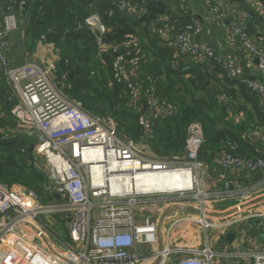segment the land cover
<instances>
[{
  "label": "built area",
  "instance_id": "2783aa9c",
  "mask_svg": "<svg viewBox=\"0 0 264 264\" xmlns=\"http://www.w3.org/2000/svg\"><path fill=\"white\" fill-rule=\"evenodd\" d=\"M19 4L24 1L0 0V68L17 94L12 116L22 128L33 130L36 165L47 173L48 190L59 201L45 204L34 189L0 182V246L25 237L27 230L39 226L48 232L54 230L55 240L46 241L42 248L24 239L33 244L30 258L46 257L49 264H215L219 258L229 264H264V248L232 251L228 245L216 249L213 239L214 231L216 241L233 232L231 245L242 247L247 239L239 225L250 219L264 232V157L238 153L236 142L223 143L215 156L220 166L233 175L248 170L261 177L255 186L239 191L233 189L228 177L220 190L205 189L200 155L205 135L200 122L189 125L183 158L161 156L151 150L154 133L149 113L142 111L141 100L156 114L172 113L154 87L143 90L128 86L127 104L141 113L139 123L144 131L141 139L135 140L123 136L113 119L86 109L81 100L68 94L59 81L56 65L47 67L31 60L23 66H12L7 53L9 34L17 28L13 9ZM117 4L132 13L143 11V7L129 0H119ZM206 10L208 25L214 27L228 21L226 46L222 44L221 51L211 43L196 41L203 33L199 22L175 28L167 15L160 18L156 27L162 44L173 48L177 59L222 66L230 79L246 82L264 105V47L250 29L254 11L231 0H207ZM85 24L97 44L105 47L103 35L109 29L100 15H89ZM131 64L137 65L138 58ZM112 67L113 81L129 80L126 56H117ZM251 68L259 71L262 78H250ZM0 116H4L1 109ZM230 117L238 122L243 115L230 113ZM257 138L264 139L255 131L254 139ZM183 169L191 174V183L180 190L141 195L114 193L108 187L113 176L135 178L138 174ZM214 199H227V205L216 209ZM146 204L156 206L157 215ZM146 208L149 213H144ZM167 209L171 210L170 215L166 214ZM53 213L66 219L68 239L54 229V222L41 221L42 215Z\"/></svg>",
  "mask_w": 264,
  "mask_h": 264
},
{
  "label": "trees",
  "instance_id": "16d2710c",
  "mask_svg": "<svg viewBox=\"0 0 264 264\" xmlns=\"http://www.w3.org/2000/svg\"><path fill=\"white\" fill-rule=\"evenodd\" d=\"M118 1L26 2L33 33L39 38L45 35L61 54L58 63L60 83L64 84L62 78H65L66 71L69 77L83 83L73 91L74 98L96 114L107 116L110 113L123 136L140 140L144 134L139 123L141 113L127 104L129 87L113 81L114 59L124 55L127 68L132 71L135 81L142 85L141 89L153 85L161 101L171 111L176 109L168 115L156 114L141 100L142 111L149 113L151 118L154 136L150 148L154 153L172 158L183 156L189 125L197 121L202 124L205 135L201 159L208 161L214 157L227 141L238 144V153L264 157V105L260 97L246 82L228 78L218 64L177 59L173 48L162 44L160 36L155 33V26L164 15L169 16L175 28L194 21L195 16L182 6L184 1L129 0L131 4L143 7L138 13L121 10ZM231 1L241 6L240 0ZM96 12L102 15L109 29L103 35L105 47L97 44L96 37L85 24V19ZM255 20L261 22L262 18L257 15ZM252 32L264 47V25L260 31ZM135 58H138V64L132 65L131 60ZM87 66L98 72L95 80L90 79L91 70L84 76L79 72L78 68ZM13 90L0 68V109L4 115L0 116V182L7 186L25 185L46 201L49 196L44 198L43 194L49 188L47 173L37 167L34 157L30 158L36 150L35 139L12 120L15 118L11 110L17 103L16 98L11 97ZM241 111L244 112L243 118L235 122L230 113ZM255 131L260 132L263 140L254 139Z\"/></svg>",
  "mask_w": 264,
  "mask_h": 264
},
{
  "label": "crops",
  "instance_id": "0c3cea01",
  "mask_svg": "<svg viewBox=\"0 0 264 264\" xmlns=\"http://www.w3.org/2000/svg\"><path fill=\"white\" fill-rule=\"evenodd\" d=\"M24 4H19L15 6L13 12L17 15V28L9 34L10 46L8 50L9 62L14 67H19L25 65L29 61L41 62L47 67H52L57 64L60 56L55 50L54 43L48 41L47 39H42L36 36L31 29V16L29 9L27 7V0H23ZM182 6L189 10V13L192 16H195L194 21L199 22L203 26V33L199 36V41L208 42L213 44L218 51H221L223 47L226 46L225 42V31L228 21L224 22L223 25H215L214 27L208 25L207 21V10L206 3L207 0H182ZM242 8L252 9L255 12V18L258 15L262 18L261 22L255 20L251 23L252 28L255 32L260 31L261 27L264 25V0H252L250 3L243 2L240 0ZM155 26V33L156 32ZM223 44V47H222ZM225 52L227 51L224 50ZM222 76V74H221ZM250 78H262V74L256 69L251 68L249 71ZM176 109H172L174 113ZM183 156H180L183 158ZM216 156V155H215ZM214 157H210L208 161L202 159L204 164L203 168L205 170V175L203 177V186L205 189H221L223 187L224 178H229L233 189L239 191L241 188H250L255 186V182L258 180V177H261V174L250 173L248 170H241L238 174H231L230 170L220 166ZM145 179V183H143ZM151 179L153 182L152 186H149L147 180ZM187 183H190L189 178L187 179L181 175L179 171L162 173L149 176L147 178L139 177L136 181L130 182L125 180L123 183V192L135 193L137 191H147L152 189L153 192L156 191H165V190H174L182 189ZM215 201L214 206L216 209H222L227 205V199ZM147 207L152 208V211H155L153 204H146ZM144 205L143 207H146ZM138 208V207H137ZM142 211V209H141ZM144 213H149L148 208ZM154 216L157 215L156 212H153ZM166 214L170 215L171 210H166ZM166 222V220H165ZM254 220H246L241 223L239 226L244 230V236L247 239V242L242 247H237L235 244L226 243L225 237L222 234V238L219 240H224L222 243L216 241L217 232L214 231L213 239L215 242L214 247L216 249H225L228 245V248L232 251H238L242 249H249L251 247L264 248V232L261 229L255 227ZM59 231V230H58ZM68 236V235H67ZM68 238V237H67ZM204 237L201 236V243H203ZM184 242V241H183ZM31 259V260H30ZM29 260L27 264H49V260L46 257H38L35 255L30 258V256L23 257V262ZM215 264H229L224 258H219L215 261ZM241 264H252V261L242 262Z\"/></svg>",
  "mask_w": 264,
  "mask_h": 264
},
{
  "label": "rangeland",
  "instance_id": "374dc122",
  "mask_svg": "<svg viewBox=\"0 0 264 264\" xmlns=\"http://www.w3.org/2000/svg\"><path fill=\"white\" fill-rule=\"evenodd\" d=\"M99 15L102 18V15L101 14H99ZM57 54H59V53L57 52ZM59 56L61 57V54H59ZM59 60H60V58H59ZM59 60L57 61V64H56L57 70L59 68V65H58ZM78 70L82 74V76H84L86 73H89V71L91 70L90 72L92 75H90V79H92V80H95L98 76V72H95V70H93L92 66H87L84 69L78 68ZM64 73H65V78H62V81H64V84H62V86L65 90L72 91V92H68V93H70L71 96L76 97L75 93H73V91H75L79 86H83V83L80 80H74L71 76L69 77L68 71H66ZM204 94H206V93L204 92ZM16 96H17V94H16V91L14 89L11 97L16 98V100H17ZM219 100L222 101V99H219ZM231 109H232V105L229 107V110H231ZM239 113H240V115H243L244 112L241 111ZM107 116L110 117L111 114L107 113ZM12 120L14 122L16 121L13 118H12ZM22 131H24L25 134L33 136L35 138V134H34L32 129L23 128ZM121 189H124V187L122 186ZM48 196H49V198L46 201H44L45 204H56L59 201L58 198H54L51 196V192L49 190L48 191L45 190V194H43V197L46 198ZM154 208H156V206H154ZM153 212H156V209H155V211H152V213ZM228 212H230V211H228ZM213 218L217 219L216 217H213ZM48 220L50 222H54V229L55 230L59 229L61 232V235L64 238L68 237L67 236V228H66V219L60 217L56 213L48 214V215H42L41 221L43 222V224H49ZM168 220L169 219H167L166 222ZM24 238L29 239L34 244H36L37 246L42 247V248L45 247L46 241H52V239L55 240L54 230L53 231L50 230L48 232V230L45 231L43 228H41L39 226H36L35 228H30L29 230H27L25 232V237H20V238L14 239V240H9L7 245H1L0 246V264H26L25 262H23V257L31 256L34 252V248H33V244ZM262 240H264V236H262ZM223 241L224 240H221V241H219V243H222ZM172 257L174 258V256H172Z\"/></svg>",
  "mask_w": 264,
  "mask_h": 264
},
{
  "label": "bare ground",
  "instance_id": "6f19581e",
  "mask_svg": "<svg viewBox=\"0 0 264 264\" xmlns=\"http://www.w3.org/2000/svg\"><path fill=\"white\" fill-rule=\"evenodd\" d=\"M224 73H225V71H224ZM225 74L228 77V74L227 73H225ZM122 83L126 84L127 86L134 85V86H138V87L142 88V85L137 83V81H135V77L132 75V71L131 70L129 71V80H124V81H122ZM151 87H154V86L152 85L149 88H151ZM175 171H179L181 173V175H183L186 179L188 177L189 180H190V183H191V174L190 173H186V172H188V170L183 169V170H175ZM175 171L169 170L167 172H151V173H148V174H145V175L138 174V176L135 177V178H130L129 175H124L122 178L120 176H113L111 178L110 183L108 184V187L114 193L115 192L127 193V192H123V189H121V187H122V185H123L125 180H129L130 182H132V181H136L139 177L147 178V177L152 176V175L162 174V173H169V172H175ZM143 183H145V179H143ZM147 183H148L149 186L153 185V182L151 181V179H148ZM190 183H187L184 188L189 186ZM174 190H180V189H174ZM166 191H170V190H165V191H161V192H166ZM152 193H159V191L153 192L152 189H148L147 191H137L134 194L145 195V194H152Z\"/></svg>",
  "mask_w": 264,
  "mask_h": 264
},
{
  "label": "water",
  "instance_id": "95a60500",
  "mask_svg": "<svg viewBox=\"0 0 264 264\" xmlns=\"http://www.w3.org/2000/svg\"><path fill=\"white\" fill-rule=\"evenodd\" d=\"M157 26H159V23L157 24ZM172 32L174 33L175 31L173 30ZM196 41H199V36L196 37ZM33 157H34V155H33V154H30V158H33ZM194 211H196V212H200L199 209H196V210H194ZM234 238H235V234H234L233 232L228 233V234L225 236L226 243H228V244L231 243V242L234 240Z\"/></svg>",
  "mask_w": 264,
  "mask_h": 264
}]
</instances>
